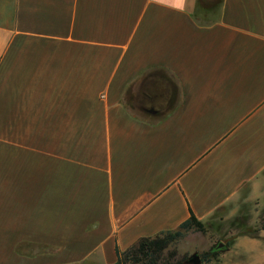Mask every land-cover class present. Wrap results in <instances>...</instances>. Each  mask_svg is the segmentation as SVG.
Segmentation results:
<instances>
[{
	"label": "crops",
	"instance_id": "obj_1",
	"mask_svg": "<svg viewBox=\"0 0 264 264\" xmlns=\"http://www.w3.org/2000/svg\"><path fill=\"white\" fill-rule=\"evenodd\" d=\"M190 211L264 264V0H0V264H114Z\"/></svg>",
	"mask_w": 264,
	"mask_h": 264
},
{
	"label": "trees",
	"instance_id": "obj_2",
	"mask_svg": "<svg viewBox=\"0 0 264 264\" xmlns=\"http://www.w3.org/2000/svg\"><path fill=\"white\" fill-rule=\"evenodd\" d=\"M260 224L258 229H264V219ZM232 226L249 229L244 218L236 220ZM247 230L244 233H249ZM190 232L202 234L208 232L206 226L198 220L192 211H190V217L177 230L162 232L154 237L141 238L125 251L120 250L117 246V261L114 264H189L190 256L188 254L181 255L175 246ZM231 246L232 241L223 242L201 253L202 264L219 262L221 254L228 251Z\"/></svg>",
	"mask_w": 264,
	"mask_h": 264
},
{
	"label": "rangeland",
	"instance_id": "obj_3",
	"mask_svg": "<svg viewBox=\"0 0 264 264\" xmlns=\"http://www.w3.org/2000/svg\"><path fill=\"white\" fill-rule=\"evenodd\" d=\"M164 77H168V75L162 71L149 73L128 90L123 99V105L134 118L145 122L155 123L164 117L170 107L172 108V106H162L163 102L170 101L174 98L173 95H164L159 93L164 92L163 88H154L158 91L157 95L160 96L155 102H150L146 99V96L149 95V84L151 83L153 85L156 82L155 80L162 81ZM167 91L170 92L171 89ZM151 106H154L153 110L155 113L150 111ZM260 225L261 224L259 223V226ZM240 227L235 228L233 226H229L227 229L231 235H229L228 232L226 234H221V232H219V237L215 236L212 230L203 235L197 232H190L187 233L182 240H180L175 248L181 255L188 254L191 256L194 253L201 254L208 251L216 244L231 241L235 236L240 235L247 230ZM247 231L249 233H253L254 230L250 227Z\"/></svg>",
	"mask_w": 264,
	"mask_h": 264
},
{
	"label": "water",
	"instance_id": "obj_4",
	"mask_svg": "<svg viewBox=\"0 0 264 264\" xmlns=\"http://www.w3.org/2000/svg\"><path fill=\"white\" fill-rule=\"evenodd\" d=\"M151 112L155 113L154 110H152ZM188 263L189 264H202V260H201L200 254L194 253L193 255H191L189 257Z\"/></svg>",
	"mask_w": 264,
	"mask_h": 264
},
{
	"label": "flooded vegetation",
	"instance_id": "obj_5",
	"mask_svg": "<svg viewBox=\"0 0 264 264\" xmlns=\"http://www.w3.org/2000/svg\"><path fill=\"white\" fill-rule=\"evenodd\" d=\"M146 97H147L146 99H147L148 101H150V102H155V100L158 99L160 96L157 95V94H149V95H147ZM153 107H154V106H151L150 111L153 110Z\"/></svg>",
	"mask_w": 264,
	"mask_h": 264
}]
</instances>
